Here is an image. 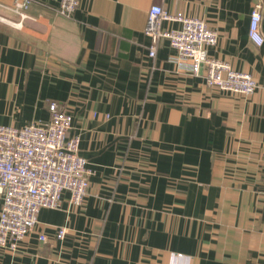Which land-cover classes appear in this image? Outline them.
Wrapping results in <instances>:
<instances>
[{
  "label": "crops",
  "instance_id": "0c3cea01",
  "mask_svg": "<svg viewBox=\"0 0 264 264\" xmlns=\"http://www.w3.org/2000/svg\"><path fill=\"white\" fill-rule=\"evenodd\" d=\"M156 1L80 0L67 18L34 0L20 26L0 22V124L48 121L58 102L91 169L83 203L65 191L0 264H264V43L249 36L264 0L164 1L218 31L209 53L253 74L250 95L209 86L167 39L151 57Z\"/></svg>",
  "mask_w": 264,
  "mask_h": 264
},
{
  "label": "built area",
  "instance_id": "2783aa9c",
  "mask_svg": "<svg viewBox=\"0 0 264 264\" xmlns=\"http://www.w3.org/2000/svg\"><path fill=\"white\" fill-rule=\"evenodd\" d=\"M34 0H14L6 6L21 21L28 18ZM57 14L71 18L80 0H57ZM165 0H157L148 12L145 28L150 38L149 55L155 57L159 43L167 39L179 60H190L194 75L204 74L209 86L224 91L250 95L259 83L253 74L235 69L224 59L211 56L219 33L205 19L182 11L170 12ZM263 4L256 3L251 12L249 36L264 43L261 30ZM176 22L178 27L166 26ZM48 121H33L23 126L0 124V247L13 251L35 230L44 207L61 206L62 195L70 192V202L81 205L88 194L91 169L80 151V135L70 134L73 115L58 102L49 106ZM67 227L58 228L57 238H65ZM41 240L47 236L40 235Z\"/></svg>",
  "mask_w": 264,
  "mask_h": 264
},
{
  "label": "rangeland",
  "instance_id": "374dc122",
  "mask_svg": "<svg viewBox=\"0 0 264 264\" xmlns=\"http://www.w3.org/2000/svg\"><path fill=\"white\" fill-rule=\"evenodd\" d=\"M20 16L14 14L10 9L6 8L5 5L0 4V22L11 24L13 26H20Z\"/></svg>",
  "mask_w": 264,
  "mask_h": 264
}]
</instances>
